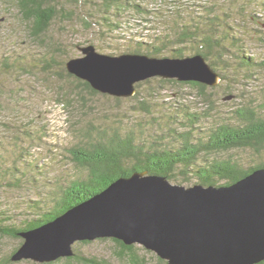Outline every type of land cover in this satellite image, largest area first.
I'll list each match as a JSON object with an SVG mask.
<instances>
[{
	"label": "trees",
	"instance_id": "obj_1",
	"mask_svg": "<svg viewBox=\"0 0 264 264\" xmlns=\"http://www.w3.org/2000/svg\"><path fill=\"white\" fill-rule=\"evenodd\" d=\"M1 2L8 6V12L15 11L23 36L38 50L0 59V100L12 99L9 107L8 103L0 102V125L4 132L0 136V189L19 193L29 190L36 195L35 200L29 198L26 202L20 199V195L18 203L14 204L21 213L31 214L30 218H23L19 223L11 212L0 210V238L22 240L20 233L53 221L68 209L102 192L116 179L129 177L135 172L164 176L179 185L195 181L203 186H226L264 168V100L258 103L247 100L232 110L229 117L221 119L220 116L211 118L209 113L215 104V91H222L223 101L241 98L245 90L237 87L254 78L258 67L264 66L263 60L245 53L251 31H242V26L231 24L232 16L251 19L260 11L264 16V0ZM58 18L63 24L74 21L101 39L96 43L99 49L102 41L118 40L120 47L115 53L121 55L143 54L158 59L202 56L220 78L216 86L159 77L153 80L162 90L172 85L192 89L207 110L198 113L196 107L151 103L144 100L140 87L152 79L137 83L131 99L134 102L132 108L144 116L134 122L120 119L105 127L78 130L77 135L75 132L65 155L80 170L79 175L69 179L55 177L53 182L49 181V166L42 163L41 155L30 152L31 145L44 138V130L33 127L30 120L26 123L18 121L20 110L16 107H24V102L18 101L23 93L21 79L32 77L39 83L54 86L58 81L69 82L74 87L72 90H63L61 84L56 86L64 98L61 101L68 105L76 104L77 100L83 102V93L101 94L66 70V62L73 56L51 35L53 23ZM92 44L96 46L89 42ZM78 45L81 44L75 47ZM155 91V88L146 90L147 96L150 98ZM120 101L114 97V102ZM2 113H9L4 122ZM204 116L210 124L200 132L197 127ZM240 152L259 160L254 166L247 165L249 161L245 162L242 155L240 158L234 156ZM96 240L111 242L114 254L122 263L146 264V257L153 256V252L138 244L127 246L113 238ZM80 243L90 244L91 241ZM73 251V256L57 260L64 259L65 264H100L82 257L76 249ZM12 254L3 261L9 263ZM154 256L158 263L167 264Z\"/></svg>",
	"mask_w": 264,
	"mask_h": 264
},
{
	"label": "water",
	"instance_id": "obj_2",
	"mask_svg": "<svg viewBox=\"0 0 264 264\" xmlns=\"http://www.w3.org/2000/svg\"><path fill=\"white\" fill-rule=\"evenodd\" d=\"M66 70L101 94L132 97L150 78L216 86L220 78L200 55L182 59L143 54L111 56L79 48ZM11 261L49 263L71 257L76 242L113 238L138 244L167 264H259L264 261V168L226 186L185 187L166 177L135 172L19 234Z\"/></svg>",
	"mask_w": 264,
	"mask_h": 264
},
{
	"label": "rangeland",
	"instance_id": "obj_3",
	"mask_svg": "<svg viewBox=\"0 0 264 264\" xmlns=\"http://www.w3.org/2000/svg\"><path fill=\"white\" fill-rule=\"evenodd\" d=\"M186 1L188 2V0H184V2ZM215 1L216 0H212V2ZM3 3L4 2L0 3V59L8 55H26L30 50H38L31 45V41H29L28 38L23 36V29L19 24V21L16 20L15 11L8 12V8H6L8 6ZM252 8L256 7L253 6ZM258 14V16L255 18L252 17L251 19L232 16L233 21L231 20V24L233 26H242L240 28L242 31H251L250 37L246 40L245 53L253 54L257 60L264 61V41L261 40V38H264V16L261 11ZM253 28L254 32L252 31ZM256 28H258L257 31L255 30ZM51 35L56 42H59L67 48L69 54L73 56L72 58L81 56V53L78 50L80 46H87L91 41L96 45L97 41L101 40L97 36L88 33L85 29L78 26L74 21H69L63 24L61 18H58L53 23ZM117 41L118 40L116 39L115 41H102L100 42L102 44H99L100 49L97 45L95 48L97 51L99 49L102 54L114 56L121 55L115 53V50L118 49L120 44ZM77 44L81 45L75 47ZM100 51L98 52L100 53ZM150 79H152L150 83H143L140 87L142 97L145 96L144 100H149L151 103L165 105L180 104L183 106H190V109L196 107L195 110H198V113L202 110H207L206 105H203V103L195 97V92L192 89L185 86L172 85L168 87L166 85L167 89L162 90V88H159L156 85L157 81L153 80L154 78ZM21 80L22 82L20 85L23 88V93L21 94L22 97L18 98V101L24 102L22 104L24 107H16L20 110V118L18 121L26 123L30 120V124H32L33 127H37L38 129L40 127V129L44 130V138L39 143L32 144L30 152L42 156V163L49 166L48 180H52V182L55 177L69 179L71 176L76 177L80 173V170L74 167L65 155L67 147H69L70 143L75 138V132L77 135L78 130L89 131L91 127L96 129L105 127L120 119L126 120V122H128V120L134 122L144 116L139 111H134L132 108V103H134L131 100L132 97L119 98L121 101L116 103L112 96L83 93V102L77 100L76 104L68 105L64 103V101H61L64 98L61 96L58 89H56V86L61 84L63 85V90H72L74 87L69 82L63 84L58 81L54 86V84L39 83L32 77H24ZM235 87L237 86L235 85ZM152 88H155L156 91L154 92V95L149 98L146 90H151ZM237 88L239 90L243 88L245 94L241 95V98H234L231 101H223L224 95L221 90L213 93L215 104L209 112L211 113V118H218L217 116H220V119L229 117L232 110L238 108L243 103H246L247 100L252 103H258V101L264 100V66L260 65L254 78L250 81L240 83ZM9 100L11 101L12 99H8V101L0 100V102L2 101L3 104L8 103L7 106L9 107L12 106ZM7 115H9V113L1 114L3 122L4 119L7 118ZM203 118V121L197 127V130L200 132L206 130L210 124L205 116ZM2 128L3 126L0 125V136L4 134ZM241 155L245 162L249 161L247 165L250 166L256 165L259 160L241 152L234 156L240 158ZM61 183L62 182H59V184ZM219 183H224V181H219ZM195 184H197L195 181L181 183V185L185 187H190ZM45 192H48V190ZM20 195L22 196L21 198ZM35 196V193L31 191L29 192V190H24L19 193L14 190L0 189V210L6 213L11 212L13 218L19 223L23 218H30L29 215L31 214L21 213L19 210H16L14 204L18 203L17 200H19V198L23 202H26L29 198L35 200ZM21 244L22 240L0 238V264H65L64 259L49 263H39L33 260H20L18 262L10 261L9 263L3 261L10 257L12 252L17 250ZM74 249L81 253L82 257L94 259L100 264H127L118 261V257L114 254V245L109 241L101 242L94 240L91 241L90 244L76 242L73 245V250ZM153 256L149 255L146 257V264H160L155 259V256ZM71 264L79 263L71 262Z\"/></svg>",
	"mask_w": 264,
	"mask_h": 264
}]
</instances>
